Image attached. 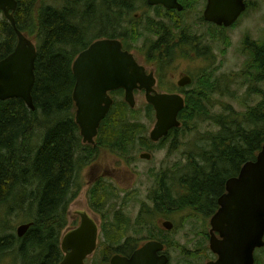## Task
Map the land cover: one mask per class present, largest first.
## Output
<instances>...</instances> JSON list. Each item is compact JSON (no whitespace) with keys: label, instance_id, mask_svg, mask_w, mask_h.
<instances>
[{"label":"trees","instance_id":"trees-1","mask_svg":"<svg viewBox=\"0 0 264 264\" xmlns=\"http://www.w3.org/2000/svg\"><path fill=\"white\" fill-rule=\"evenodd\" d=\"M16 1L15 27L34 37L37 45L32 89L34 111H29L18 99L0 101V233L11 230L5 239L0 238V254L14 250L20 264H59L62 260L59 243L67 226L68 207L80 189L77 162H81L87 153L73 115L71 96L75 79L71 72L72 62L95 40H127L124 27L122 30V16L130 13L135 4H144L145 0H60L58 7L45 5L46 0ZM179 1L187 9L199 0ZM99 10L100 18L97 19ZM161 11L160 7L156 8L157 17L162 15ZM170 18L174 19L173 16ZM160 27L151 21L145 27L149 34L159 35L148 57L159 64L160 70L164 62L175 57L179 46L194 48L195 39L204 38L183 36L178 43L170 45L167 42L175 40L171 30L164 25ZM131 33L128 40L136 42L140 32L134 29ZM210 35L215 38L212 32L208 37ZM88 39L91 41L86 42ZM15 42L12 26L2 22L0 60L13 50ZM244 48L249 60L241 76L247 82L244 85H247L248 93L257 95L259 101L243 112L225 118L208 117V100L203 98L211 88L208 81L214 76L210 73L195 77L197 95L185 100V108L178 116L181 129L188 131L189 122L202 120L211 121L218 131L205 140L207 145L203 149L198 148L201 149L199 154L187 156L183 177L172 181L174 189L165 186L164 181L160 182L158 193L154 192L151 198L157 210L172 207L210 216L217 209L218 196L224 193L225 181L236 176L240 167L254 160L260 151L264 141V87L260 89L258 85L264 86V41L247 39ZM121 94L113 93L116 99L101 122L99 142L116 155L127 154L135 146L148 149L150 143L144 137L145 126L122 101ZM145 110L147 115L152 112L150 106ZM178 130L169 133L168 137L173 135L171 143ZM100 185L104 187L96 189ZM90 189L93 211L99 214L105 209L103 219L112 220L105 221L102 227L105 241L101 242V247L104 251L98 264H108L114 254L131 253L139 231L147 232L146 238H156L152 222L160 212H140L134 222L135 228L131 229L129 218H125L120 209L112 210L120 200L113 185L98 184ZM18 219L33 223L21 239L12 231Z\"/></svg>","mask_w":264,"mask_h":264},{"label":"water","instance_id":"water-1","mask_svg":"<svg viewBox=\"0 0 264 264\" xmlns=\"http://www.w3.org/2000/svg\"><path fill=\"white\" fill-rule=\"evenodd\" d=\"M245 0H206L203 20L216 27L230 28L245 11ZM148 5H161L166 9L182 11L177 0H147ZM14 0H0V10L14 26L9 11H14ZM17 45L13 53L0 61V101L21 99L34 111L31 91L35 81L36 50L18 30ZM75 88L72 93L76 105L75 122L80 128L83 143H93L100 122L107 115L112 99L108 93L122 89L125 103L135 107L134 91H144L146 102L155 111V124L149 137L158 142L168 132L180 126L178 113L184 106L176 94H158L152 88L155 80L146 75L132 55L122 51L116 40H98L78 54L72 65ZM191 83L183 77L178 86ZM142 159H149L141 155ZM225 193L218 199V210L210 219L209 249L217 255L207 264H254V251L264 247V142L254 161L245 162L237 176L225 182ZM78 228L68 232L61 240L65 253L59 264H83L96 247L97 228L87 215L81 214ZM31 224L17 229L22 237ZM163 226L170 230L169 222ZM162 245L149 242L129 258L113 256L110 264H167L166 256H158Z\"/></svg>","mask_w":264,"mask_h":264},{"label":"rangeland","instance_id":"rangeland-1","mask_svg":"<svg viewBox=\"0 0 264 264\" xmlns=\"http://www.w3.org/2000/svg\"><path fill=\"white\" fill-rule=\"evenodd\" d=\"M49 1L50 3H46V5L58 7L61 3L60 0ZM247 3L246 12L230 29L219 30L213 26L203 24L201 16L206 0L193 2L189 9L183 13L182 17L181 15H176L182 20L175 18L173 21L179 27L176 29V34L181 28L185 30V33L179 36L180 38L183 36L186 38H189V36L197 37L199 35L204 37L197 47H204L205 52L203 54L206 56L199 59L192 54L184 53L183 57H179L180 61H178V64L181 65L178 68L181 71L174 74L173 82L175 83L178 74L181 72L191 74L193 77L197 74V71L212 73L219 81L217 85L219 92H216L208 100V117L225 118L234 113L243 112L246 108L255 105L259 101L257 95L248 93V87L244 85L247 82L244 81L241 75L247 66L246 62L249 60L244 48V42L247 39L252 42L262 43L264 41V0H247ZM132 12L122 16L124 27L130 28L132 26V28L138 27L141 29L148 20L143 7L136 5ZM100 13L101 10H99L97 19L100 18ZM2 19L3 16L0 14V22H4ZM158 20L164 21L162 16ZM188 30H190V33H188ZM207 31H211L215 38H213V35H210L211 38L207 37ZM29 39L33 41L31 38ZM89 41L91 39L86 42ZM154 41L155 37L153 35L144 34L136 42L128 41V45H134L136 49H133V51L136 52L138 57H143L145 52L148 53L150 51ZM186 60L189 61L186 62ZM258 87L262 89L264 86L259 84ZM135 100L134 115L145 126L144 137L148 140L149 131L155 121L154 115L152 112L149 115L146 114V103L143 94L136 95ZM188 125V131L184 128L178 130L174 135V142L171 143L173 140V135H171L159 149L151 148L147 151H137L138 146H135L130 153L132 160L127 163L120 164L116 156L109 154L107 151H102L97 160L84 169L82 173L84 187L69 205L68 224L71 229L77 224L79 213H86L100 226V215L93 214L88 205L90 200L88 188L99 177L109 181L115 175L116 181L120 182L122 173L121 188L122 192L127 193L124 196H128V205L125 206V210H121V214L126 215L131 223L136 221L141 209L147 212L152 210L153 205L149 202V196L154 187L155 179L156 181L164 180L169 187L174 189L175 185L172 181L183 176L187 164L185 158L188 155L199 154L201 149L207 145L205 140L215 135L218 131L211 121L198 120L191 124L189 122ZM143 142L146 143V140H143ZM140 154L149 156V160H141L139 158ZM91 168L92 170L90 171ZM89 172L90 174H88ZM123 201L124 199H122ZM119 203L121 204V201H117V205ZM114 210H117V208ZM102 212L105 214L106 210L102 209ZM200 215L195 211L181 210L172 211L166 215V219L171 221L175 227L174 233L170 235L171 239L168 238L169 247H175L176 249L174 252H169V264H206L212 261L211 253L208 249V238L206 239V234L209 232V218H204ZM158 220L159 218H155L153 222ZM20 222L22 221L18 219L15 224ZM15 224V229L14 226L12 229L13 232L18 227ZM68 230L66 228L61 235L63 236ZM10 233L11 230H4L0 233V238L5 239V236ZM143 235H146L145 232L136 236L139 244ZM12 252L7 250L5 254H0V264H20L21 261L14 254L15 251L13 250ZM97 257H100L98 252L86 264H90V261H94ZM254 264H264V248L255 251Z\"/></svg>","mask_w":264,"mask_h":264},{"label":"flooded vegetation","instance_id":"flooded-vegetation-1","mask_svg":"<svg viewBox=\"0 0 264 264\" xmlns=\"http://www.w3.org/2000/svg\"><path fill=\"white\" fill-rule=\"evenodd\" d=\"M247 7H248V3L246 1V8ZM151 12L154 13L152 11V8H150L149 11H147L145 13H146V15L148 17L149 16L152 17L151 23H153L157 28H161L160 26H162V24L159 22L157 17H153L154 16L153 14L151 15ZM136 28L137 27L132 28V26H131L130 30L132 31V30H134ZM142 32L144 34H149L148 32L145 31V29ZM181 32L185 33V31H180L179 34L177 35V37L175 38L174 42H172V43L167 42V43H169L170 45H173V43H178V40H180L179 36H180ZM154 37H155V41H156L157 40V36H154ZM157 42H158V40H157ZM176 45H178V44H176ZM193 47L194 48L186 47V45L185 46H179V49L175 50L176 51V53H174L175 57L172 60L164 62L162 64V70H159V64L149 61L148 60V54L146 52H145V54H143V57H138L136 52L133 51V49L134 50L136 49L135 47H133V46L124 47V45L122 44V49L132 53V55L134 56V58L138 62V64L145 67L147 73H150V72L153 73L154 78H155V87H154V89L158 93L178 94V95L182 96V98L184 100H186L188 97H194V96L197 95V91L195 89V86H197L195 77L197 75L209 74V73H206V71H197V74H195L194 77H193L191 74H187V73L181 72V73L178 74L177 80L175 81V83L173 82L174 74L176 72H178V71H181L178 68V66H181V65L178 64V61H180L179 57H183L184 53L192 54V55H194V56H196L198 58L200 57L199 59L204 58V56H203L204 55L203 52H205L204 47L199 48V47H197V44H195V43H194ZM182 49H183V51H182ZM188 61L189 60H186V62H188ZM185 76H188V77L191 78V83L189 85H185L183 87L178 86V82L180 81V79L185 77ZM208 82L211 85V88H210V90L208 92H206L205 98H203L204 100H210V97L212 95L216 94V92H219V90L217 89V85H218L219 81L216 79L215 76L210 78ZM120 94H121V92H120ZM140 94H144V92L141 91V92H137L136 93V95H140ZM123 97H124V94L122 93V99H123ZM98 134H100V128L98 130ZM99 138L100 137L97 136L95 141H94V143H92V144H82V146L84 147V152H87V153H86V155L82 156V161L81 162H77V169H78V172H79V183H78V185L80 187V189L78 191V194L81 192V190L84 187L83 175H82L84 169L88 168L92 163H94L97 160V158L99 157V155H100V153L102 151H107L110 154V151L106 148L108 146L104 145V144H101L99 142ZM81 143H82V139H81ZM132 149H130L127 154H125V152H122L121 154H119L118 162L120 164L127 163L129 160H132L130 158L131 157L130 153L132 152ZM91 170H92V168L90 169V171ZM88 174H90V172ZM114 176L115 175H113V177H111V179L109 181L99 177V179H97L96 181H94L91 184V186L88 188V190L90 191L91 187H93V186L96 187L98 184H109V185H113L115 187V189L123 197L128 198V196H124V194H127V193L122 192V188H121L122 187V173H121V181L120 182L116 181ZM181 177H183V176H181ZM170 180H172V179H170ZM161 181H164V180L160 179L159 181H156V179H155L154 187H153V189H152V191L150 193V196H149V202L152 203L151 198L155 195L154 192L156 194L158 193V191L160 189L159 184H160ZM163 184L165 186L169 187V185H167L165 182H163ZM100 187H104V186L100 185L96 189H100ZM78 194H77V196H78ZM152 205H153V209L150 210V211L160 212L161 213L160 217H162V220H163L162 222L167 221V220H165L166 219V215H168L172 211L178 210V209H173L172 207H170V208H161L160 207V208H158L159 210H157L156 209L157 207H155L153 203H152ZM89 208H90V210L92 209V207L90 205H89ZM78 218L79 219L77 221V224L74 226V228H77L80 225V223H81L80 217H78ZM68 222H69V218L67 216V226H66V228L71 230V226L68 224ZM74 228H72V229H74ZM152 231L155 233L156 238H145V239L141 240L140 244L136 243L135 246L130 249L131 253H124V254L121 253L119 255L122 256V257L129 258V257H131V255L136 250L140 249L147 242L156 241V242H158V243H160L162 245V251H158L157 254L158 255H165L168 258V264H169V262H170L169 252L170 251L174 252L175 251V247H172V248L169 247L168 238L171 239L170 235H172L174 233V231H175L174 226H173V228L171 230L166 231L165 228L162 225L161 226L158 225V229L154 228V230H152ZM145 233H147V232H145ZM104 237L105 236L103 234V228L101 227V224H100V226L98 228L97 241H98L99 238L102 241H105ZM124 240H125V237L121 239V244L124 242ZM98 243H99V241H98ZM103 251H104V247L102 248V252ZM210 257H211L212 260H214V256L213 255L210 254ZM102 259H103V254L101 255V260ZM94 262L95 261H91V264H94ZM95 263L97 264V262H95Z\"/></svg>","mask_w":264,"mask_h":264},{"label":"bare ground","instance_id":"bare-ground-1","mask_svg":"<svg viewBox=\"0 0 264 264\" xmlns=\"http://www.w3.org/2000/svg\"><path fill=\"white\" fill-rule=\"evenodd\" d=\"M69 52V51H68ZM200 58V57H199ZM197 83V82H196ZM201 160V159H200Z\"/></svg>","mask_w":264,"mask_h":264}]
</instances>
